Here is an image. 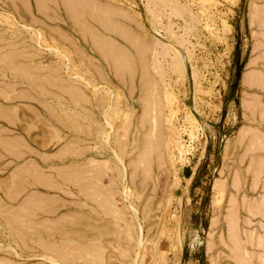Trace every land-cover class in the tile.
I'll list each match as a JSON object with an SVG mask.
<instances>
[{"label": "rangeland", "instance_id": "1", "mask_svg": "<svg viewBox=\"0 0 264 264\" xmlns=\"http://www.w3.org/2000/svg\"><path fill=\"white\" fill-rule=\"evenodd\" d=\"M263 109L264 0H0V264H264Z\"/></svg>", "mask_w": 264, "mask_h": 264}, {"label": "bare ground", "instance_id": "2", "mask_svg": "<svg viewBox=\"0 0 264 264\" xmlns=\"http://www.w3.org/2000/svg\"><path fill=\"white\" fill-rule=\"evenodd\" d=\"M249 81V80H248ZM262 108L260 107V111H261V113H262V110H261ZM260 111H259V114H260ZM263 111H264V109H263ZM263 116H264V114H263ZM260 117H262V116H260ZM259 124H260V128H261V130H263L264 131V117H262L261 118V120L259 119ZM261 135V134H260ZM261 146V155L262 156H264V142H262V145H260ZM263 160V161H262ZM259 163H261V165L259 164V171H260V173H261V178H260V190L262 191V193H264V159H261V162H259ZM260 167H261V170H260ZM258 202V201H257ZM263 202H262V199H261V201L259 200V202H258V208L259 207H261V208H263ZM255 207V206H254ZM235 218V217H234ZM235 222V221H234ZM233 222V223H234ZM234 225V224H233ZM235 226V225H234Z\"/></svg>", "mask_w": 264, "mask_h": 264}]
</instances>
